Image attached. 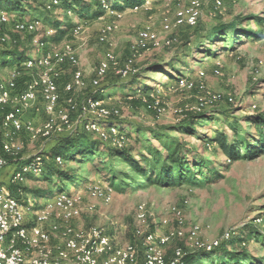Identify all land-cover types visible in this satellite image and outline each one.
I'll list each match as a JSON object with an SVG mask.
<instances>
[{
    "label": "rangeland",
    "instance_id": "1",
    "mask_svg": "<svg viewBox=\"0 0 264 264\" xmlns=\"http://www.w3.org/2000/svg\"><path fill=\"white\" fill-rule=\"evenodd\" d=\"M85 1L91 4V12H99L98 16L82 18L76 12L70 14L64 5L46 10L38 1L24 3L23 14L14 13L29 20L40 19L44 25L50 27L55 20L62 21L67 26L64 28L63 35H54L50 38L48 49L63 50L71 47L79 58L85 85L77 88L70 96L65 94L63 86L72 73L71 68H65L60 80L62 107H68L70 97L80 104L89 95H93L94 89L91 87V81L95 76V71L107 53L113 51L117 56L118 65L112 67L102 80L103 90L109 95L106 97H112L108 101L109 105L121 110L122 117L116 119L115 125L129 134L130 140L126 148L133 150V153L143 151L144 145L149 142L160 146L159 141L153 138L152 131L165 133L187 143L194 149L201 148L202 143L194 135H183L174 130L176 126L198 114L208 115L209 118L206 121L194 120L197 122L198 130L205 132L223 130L229 134L231 140L254 135L260 130L261 127L251 124L248 118L264 113V0H225L223 8L216 14L213 12L212 0H204L203 14L198 25L183 27L173 32V35L178 37L176 44L172 47L148 50L135 58L134 68L137 69V73L132 75L134 76L132 78L140 82L142 86L148 87L151 92L160 95L166 106V111L162 115L156 114L153 109L149 108V104L143 101L141 92L146 91H138L136 86H129V80L123 78L119 71L128 61L130 47L140 30L151 27L159 33L161 39L166 38L168 34L161 30L164 16L167 12L172 16L178 8L186 4L187 0H155L137 11L127 9L130 7H122L121 17L107 16L105 18H103L104 14L97 0ZM111 1L116 4L124 3L123 0ZM248 16L259 17L263 24L257 18L244 22L243 19ZM232 20H241L240 26L250 24L251 29L261 34L244 39L240 43H234L229 34L224 42L214 45V49L219 50L217 54L210 57L196 48V44L202 42L216 25L226 24ZM106 22H113L117 28L111 34L110 42L103 44L98 41V35ZM78 23H81L83 28L80 33H74L73 27ZM40 32V38L46 39L44 27L40 29ZM6 33L9 38L19 41L20 50L34 57L43 53L33 43L34 34H16L10 28ZM222 45L226 47L224 50H220L219 46ZM15 63H11L10 68L13 69ZM155 63L170 65L167 70L169 72L175 70V77L187 74L195 76L198 70H204L206 90L223 95L230 93L234 95L235 101L214 103L207 106L204 112L196 113L194 108L204 93L198 90L181 91L170 87V82L176 78H172L168 72H157L151 69L150 66ZM216 67L221 69L222 75L214 73ZM4 68L0 64L1 82H6L10 76L9 72L2 75ZM37 74L38 71L21 70V76L18 79L19 89H24L37 77ZM40 103L35 107L41 108L42 103ZM179 109H183L184 112H178ZM72 116L76 118L77 114L73 113ZM46 117V113L41 108L37 118L33 114L30 119L40 127L46 121ZM232 125H235L236 129H233ZM56 139L59 138L46 139L40 136L33 139L26 133L21 134L19 154L16 157H9L8 164L2 170L17 167L37 155L56 157L58 152L54 150L55 145L58 144ZM106 144V146H113L110 140L106 141ZM1 145L2 128L0 124V154ZM203 146L207 145L203 144ZM204 153L216 164V167L224 162L227 168L219 179L199 185L188 183L180 186L139 185L130 179V175L134 173L126 163L119 161L111 163L109 159L106 166H113L118 170L128 172L129 184H123L121 187L111 185L109 170L102 172L95 170L96 161L84 162L67 159L62 164L55 165V170H73V174L80 179L75 186H70L66 191L70 192L74 190L73 188L78 189L83 198V207L91 201L96 203L94 211H84L81 218L73 222L75 227L104 226L109 230L115 242L120 244L132 242L135 239L134 230L137 226V206L140 203H146L152 213L149 216L150 230L159 234H168L177 228L170 207L181 203L183 198L189 197L190 203L185 207L186 223L183 228L185 235L195 224L201 227L200 239L208 243L222 239L227 234L229 237L223 238L221 243L248 235L247 243L242 244L238 249L246 248L251 254L252 260L246 264H262L264 262V224L258 222L257 219L264 216V153L256 159L238 162H229L218 148L204 149ZM52 156L45 160L52 162ZM9 165L11 168L7 167ZM42 178L43 175L28 177L15 188L19 192L22 190V197L26 201L30 200L34 204V209L42 207L44 202L51 198V195L34 191L53 187L51 182L53 179L49 181L42 180ZM138 178L140 181L143 180ZM91 182L111 186L114 191L113 201L108 204L89 198L87 187ZM118 182L120 179L115 180V184ZM28 216L31 217L32 213ZM177 246L183 247L187 252L193 251L188 236L174 239L166 247L167 260L173 256L174 248ZM219 246L220 244L215 248ZM207 264L211 263L207 261Z\"/></svg>",
    "mask_w": 264,
    "mask_h": 264
},
{
    "label": "built area",
    "instance_id": "2",
    "mask_svg": "<svg viewBox=\"0 0 264 264\" xmlns=\"http://www.w3.org/2000/svg\"><path fill=\"white\" fill-rule=\"evenodd\" d=\"M47 9L51 10L60 4V0H39ZM155 0H143L142 3L130 7L137 11L148 6ZM181 1V0H179ZM107 16L121 17L123 11L113 7L111 0H97ZM225 0H212L213 12L216 14L224 6ZM204 0H187L171 16H164L161 30L168 34L160 38L157 31L146 27L138 33L130 47V57L119 73L123 78L136 75L134 68L135 58L151 49L172 47L178 42L174 31L183 27H196L203 14ZM71 14L72 11H69ZM44 27L46 39L40 38V29ZM16 34H34L33 43L43 53L37 57H30L11 68L6 82L0 81V124L2 128V155L0 168L8 164L9 157H16L21 149L19 138L26 133L35 139L43 137L68 136L84 129L91 132L103 141H111L114 147L125 148L130 137L116 125V119L122 117L118 107L110 106L108 101L112 97L101 95L102 80L107 76L112 67L118 65L117 56L109 51L100 62L91 81L94 89L82 103H77L73 98L68 99V107L60 104V80L65 68H71L72 73L63 86V92L71 95L77 88H82L84 73L80 68L76 52L67 47L63 50L48 49L49 41L56 33L53 27L44 25L40 20H29L17 14L0 10V52L8 47L16 46L19 41L9 38L7 29ZM83 28L81 23L73 27L74 33H80ZM117 28L113 22H106L100 30L98 41L108 43L111 34ZM43 34V33H42ZM21 70L27 72L38 71L24 89L20 90L18 79ZM216 75H222L219 67L214 68ZM258 73V70H257ZM205 71L198 70L196 75H179L173 82L172 88L181 91H195L204 93L199 99L194 110L196 113L204 112L207 106L235 101L234 95L210 93L206 90L204 82ZM143 101L149 104L156 114L162 115L166 111L164 101L154 92H141ZM150 100V101H149ZM39 102L42 103L46 113V121L40 127L32 119L25 118L29 110ZM178 112H184L179 109ZM76 113V118L72 114ZM264 129V127H263ZM45 158L51 156L37 155L22 163L13 173L10 184L19 185L27 180L29 174L39 175L44 169ZM58 164L64 162L61 155L55 157ZM62 191L47 199L40 208H33L32 202L26 201L11 192L10 187L0 184V264H185V258L190 252L183 247L174 248L170 260L166 258V247L178 238L188 236L194 252L196 250L212 251L221 244L222 239L204 242L200 239L201 227L193 225L187 235L183 230L186 223L185 207L190 203L189 197L183 198L181 203L170 207V212L177 228L168 234H159L150 230L149 216L152 215L146 203L137 206L134 230V241L122 245L115 239L104 226L75 227L73 222L80 219L84 211H94L96 203L91 201L83 207V198L79 190ZM22 191V190H20ZM89 198L111 203L114 191L111 186L91 182L87 187ZM32 213V216L28 215ZM264 224V216L257 219Z\"/></svg>",
    "mask_w": 264,
    "mask_h": 264
},
{
    "label": "trees",
    "instance_id": "3",
    "mask_svg": "<svg viewBox=\"0 0 264 264\" xmlns=\"http://www.w3.org/2000/svg\"><path fill=\"white\" fill-rule=\"evenodd\" d=\"M34 1H38V3L47 10L46 6L39 0H0V10L23 14L25 10L24 3L29 4ZM142 1L143 0H123V4L111 2L114 8L121 9L122 7H134ZM63 5L66 10L76 12L82 18L94 17L99 14V12H91V4L87 3L85 0H60V4L55 8L62 7ZM251 18H257L259 22L263 24V21L256 16H248L243 20L247 22ZM240 22L241 20H232L226 24L216 25L212 31L205 36L202 42L196 44V48L201 53L210 57L218 53L217 51L219 49H214V45L224 42L229 34L234 43H240L244 39H249L261 34L259 31L251 29L249 26L250 24L240 26ZM52 27L56 29L54 35L58 36L63 35L65 33L64 28H67L62 21L57 20L52 23ZM233 32L234 35H232ZM18 45L19 43L16 46L4 49L0 52L1 65L7 67L14 62L19 65L26 59L32 57V55L26 53L24 50H20ZM219 47H221L220 50L226 48L224 45ZM168 66L170 65L155 63L152 64L150 68L157 72H168L169 75L174 78L175 70L169 72L167 70ZM132 77L134 76L127 78L129 80L128 82H130L129 86H136V90L138 89V91L148 90V87L142 86L140 82H137ZM175 78H177V76ZM101 87L104 89L103 84ZM101 95L109 96L105 93V90ZM195 119L206 121L209 118L208 115L206 116L205 114L192 116L190 119L176 126L174 130L183 135H194L202 143V147L199 149H194V147L188 146L187 143H183L165 133L152 131L153 138L159 141L160 146H156L149 142L144 145L143 151L133 153V150L127 149L126 147L117 148L114 146H106L107 144L105 141L96 137L93 133L81 129L72 135L58 137L59 139H56L58 144L55 145L54 150L58 151L56 156L61 155L64 160L71 159L84 162L96 161L94 169L101 172L109 170V175L111 177L109 181L111 185H117L118 187H121L123 184H129L127 178L130 176L132 181L143 186L149 184L180 186L185 183L199 185L217 180L226 171L227 166L222 162L219 167H216V164L205 155L204 149L218 148L229 162L256 159L264 153V113L248 118L251 124L256 127H261L259 131L255 132L254 135L237 137L235 140H231L229 134L223 130H211L209 132L198 130L196 128L197 122L194 121ZM232 128L236 129V126L232 125ZM203 144L207 146H203ZM2 154L1 145L0 156ZM108 159L112 161L111 163H116L117 161L126 163L134 174L129 176L126 171L118 170V168L113 166L107 167L106 163L109 161ZM51 161L52 162L45 161L44 169L39 175H43L42 180L51 181L53 179L51 181L53 187L45 189L40 188L34 191L53 197L57 193L66 191L70 186H75L80 177L75 176L73 170H55V165H58L55 157L52 156ZM39 175L29 174L27 177L33 178ZM138 177L143 180L140 181ZM116 179H120L118 184H115ZM15 191L14 188L12 192L15 193ZM248 239V235L240 236L232 238L227 242H222L219 247L214 248L212 251L200 249L190 252L185 258V264H207V261L211 264H246L252 260V256L246 248L239 250L238 247L242 244H246ZM225 244L228 245L225 246ZM262 264H264V262Z\"/></svg>",
    "mask_w": 264,
    "mask_h": 264
},
{
    "label": "crops",
    "instance_id": "4",
    "mask_svg": "<svg viewBox=\"0 0 264 264\" xmlns=\"http://www.w3.org/2000/svg\"><path fill=\"white\" fill-rule=\"evenodd\" d=\"M10 66H7V67H5L4 68V72H1L2 73V75H6V73L7 72H10ZM149 93V92H151V90L150 89H148L145 93ZM40 103V102H39ZM41 104V103H40ZM41 108H42V110H43V107L41 106ZM41 108H36V107H34V108H32L31 110H29V112H27V114L25 115V118H27V119H29V118H31V115H35V118H37V116H38V114H39V110L41 109ZM43 112H44V110H43ZM37 115V116H36ZM20 165H18L17 167H14V168H11V165H9V166H7L8 168H11V169H6L5 171H3L2 170V168L0 169V170H2V171H0V184L1 185H6V186H8V187H10V189H11V187H12V189H11V192H12V190H14V188H16V185H12L11 186V184H10V179H11V177H12V175H13V173H14V171L19 167ZM4 168V167H3ZM22 192V191H21ZM21 192H19V190L16 192L15 191V193H13V194H15V195H17V196H19V197H22V195H21ZM110 233V232H109ZM122 245H125V244H122Z\"/></svg>",
    "mask_w": 264,
    "mask_h": 264
}]
</instances>
